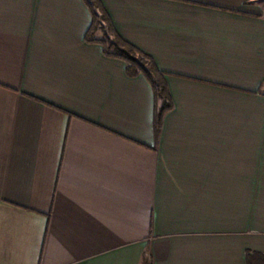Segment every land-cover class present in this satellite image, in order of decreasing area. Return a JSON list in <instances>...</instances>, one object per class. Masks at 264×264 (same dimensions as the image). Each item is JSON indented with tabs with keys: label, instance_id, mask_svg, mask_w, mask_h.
I'll list each match as a JSON object with an SVG mask.
<instances>
[{
	"label": "crops",
	"instance_id": "obj_1",
	"mask_svg": "<svg viewBox=\"0 0 264 264\" xmlns=\"http://www.w3.org/2000/svg\"><path fill=\"white\" fill-rule=\"evenodd\" d=\"M0 0V264L264 254V0Z\"/></svg>",
	"mask_w": 264,
	"mask_h": 264
},
{
	"label": "trees",
	"instance_id": "obj_2",
	"mask_svg": "<svg viewBox=\"0 0 264 264\" xmlns=\"http://www.w3.org/2000/svg\"><path fill=\"white\" fill-rule=\"evenodd\" d=\"M86 1L94 18V28L89 38H92L94 35V30L97 31L99 28L102 29L103 35L105 36L104 42L107 45V54L125 61L127 64V71L131 76L143 74L151 80L157 100L159 118L163 117V115L171 109L164 78L158 73L156 67L149 58L130 46L120 42L118 38L111 34V28L107 25V19L102 13L97 0ZM247 264H264V254L257 252L248 253Z\"/></svg>",
	"mask_w": 264,
	"mask_h": 264
}]
</instances>
